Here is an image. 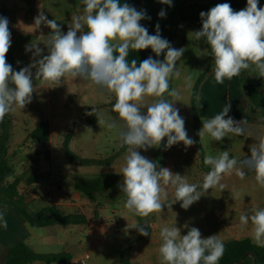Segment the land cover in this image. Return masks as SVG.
Instances as JSON below:
<instances>
[{"label": "clouds", "instance_id": "clouds-1", "mask_svg": "<svg viewBox=\"0 0 264 264\" xmlns=\"http://www.w3.org/2000/svg\"><path fill=\"white\" fill-rule=\"evenodd\" d=\"M159 2L172 5V0ZM83 4V13L72 17L66 32L57 20L48 19L42 9L39 11L34 17L35 28L44 25L50 31L46 40H32L25 46L26 52H32V63L19 71L7 62L11 31L8 19L0 16V121L32 102L37 80L56 87L67 77L87 80L116 98L112 112L117 118L107 126L117 129L121 147L127 148L119 173L123 178L119 187L129 212L145 218L161 212L165 204L171 208L176 202L188 209L200 199L202 192L217 185L223 188L220 181L225 174L231 175L235 170L243 179L244 168L254 171L256 183L264 188V137L258 138L250 147V155L239 161L230 158L228 151L216 156L206 155L204 163L211 170L202 185L190 184L182 175L167 167L158 168L155 161L140 154L138 149L160 148L165 138L166 149L178 143L185 147L194 143L188 137L184 118L175 107L180 93L170 89V80L179 79L181 75L176 62L181 59L184 48L177 49L163 38L158 24L156 34H149L140 23L150 19L145 10H137L120 0H83ZM258 5L259 0H247L246 7L236 11L229 3H220L200 13L202 28L193 33L197 40H206L211 48L212 72L217 83L238 76L242 70H251L264 78V7ZM158 15L163 18L166 13L161 10ZM148 48L156 57L163 54L164 59L149 56L139 65L136 59L128 61L130 50ZM190 81V76L185 77L186 86H191ZM230 107L228 104L214 118L203 120L198 132L200 140L207 135L218 142L229 134H244L245 121L238 122L228 116ZM169 185L175 190L171 203L167 202ZM249 222L254 242L264 247V208L254 207L250 214L240 216L241 225ZM132 228L140 235H149L142 225ZM160 236L162 264H218L224 252V244L216 235L205 238L196 227H191L184 235L176 226L164 227Z\"/></svg>", "mask_w": 264, "mask_h": 264}, {"label": "rangeland", "instance_id": "rangeland-1", "mask_svg": "<svg viewBox=\"0 0 264 264\" xmlns=\"http://www.w3.org/2000/svg\"><path fill=\"white\" fill-rule=\"evenodd\" d=\"M215 1L218 0H213V2ZM49 2L51 12L47 13V18L57 20L62 31L66 32L68 24L75 16V2L73 0H49ZM191 26L192 24L187 25L188 29ZM169 42L177 49L184 48L181 59L176 62V68L181 75L179 79L173 77L170 80V89H177L180 93V101L175 102V107L179 109L180 115L185 120L188 137L194 141L195 135H197L203 150L202 155L198 157L195 141L189 147H185L183 143H178L184 150V175L188 183L202 185L205 177L202 168L208 165H205L203 161L200 162L201 158L205 159L206 155L216 156L222 151H228L233 158L244 159L250 155V147L258 142V138L264 137V125H242L245 130L243 135L229 134V137H224L222 141L218 142L213 141L207 135L203 140H200L198 132L202 128L203 120L211 118L202 115L203 109L199 108V87L213 69L214 62L208 63L206 60V49L202 41L197 40L193 34L183 37L181 28L175 30V35ZM149 56H152L153 59H164L163 54L156 57L155 53H150L147 58ZM17 63L22 67L27 65L26 61L18 60ZM33 73H35V69ZM247 73L250 78L256 81L259 90L264 93V78L254 75L251 70H247ZM189 76L191 77L190 87L186 86L185 83V77ZM45 86H48L54 95L51 97L50 103L46 100V91L43 88ZM35 87L37 91L33 93L32 102L24 109L17 108L15 112L8 114L11 121L8 162L12 167V177L7 178L5 182L8 184L13 180L17 181L19 196L27 201L26 206L29 210L40 208L41 204L39 203L41 202L37 196L40 195L41 189L37 190V186L45 187L43 189L47 190V186L52 185L56 187V190L66 189L73 192L74 198L78 199L75 202H81L76 204V208L73 210L84 213L91 224L97 223L95 221L106 207L105 216L108 218L105 219V229L102 227L101 234L97 236H100L103 241L105 238L116 239V241L109 246L89 248L90 259L87 264H120L119 248L126 245L130 235L114 231L120 216L119 210L123 211L127 222L134 220L135 225L138 224L137 216L125 208V200L119 196L121 192L119 185L123 179L122 174L119 173L124 166V157L127 151L118 159H113L110 167H106V165L76 166L67 161L63 148L64 137L70 134L71 138L67 146L69 155L89 160H105L112 157L121 145L117 129H110L107 126L109 122L117 118V114L112 112V104L115 103L116 98L114 95L99 89L90 81L72 77H67L57 87L37 80ZM165 96L167 99H171V97H167V94ZM208 109L212 110V114L215 116L222 112L224 107L206 108L207 112ZM93 110L97 112V120L93 124H87L84 121V116ZM195 113L198 116L197 120L194 119ZM228 116L231 115L228 114ZM40 117L49 120V140L35 143L31 141L29 134L37 127ZM98 121H104V123L99 125ZM166 143L165 138L162 145L164 146ZM155 149L150 148L147 151L138 149V151L151 160ZM50 153L53 157L52 161H50ZM243 171L245 172L243 179L238 177L234 170L231 175L221 179L220 184L223 185V188L217 185L207 192H202L200 199L188 209L181 208L180 204L175 203L169 208L180 214L184 212L196 213L201 209L204 212L214 211L221 214L219 216L222 217L221 221L223 218H234L238 226L236 235L239 239L248 237L254 242L251 223L241 225L240 216L246 213L250 214V210L254 207L264 208V188L256 183L254 171L248 168H244ZM58 173L63 178L65 175L64 182L58 177ZM100 175L105 176L106 184L112 182L114 186L98 193L83 194L80 192L79 194L78 191L74 190L71 183V179H94ZM36 178L35 188H33L32 184ZM196 203L201 205V208H197ZM113 210L116 213L111 216ZM148 217L142 219L141 225L149 233L147 225L153 222V219L150 220ZM28 229L35 233L46 231V228L32 229L28 227ZM97 229L95 231L93 226V232H99V227ZM137 236L144 237L139 232L138 234L136 232L135 237ZM221 238L219 237V239ZM97 240L96 237L92 239L94 243ZM140 245V256L147 255V249L150 248L146 247L144 243ZM53 252L60 253L61 251Z\"/></svg>", "mask_w": 264, "mask_h": 264}, {"label": "crops", "instance_id": "crops-1", "mask_svg": "<svg viewBox=\"0 0 264 264\" xmlns=\"http://www.w3.org/2000/svg\"><path fill=\"white\" fill-rule=\"evenodd\" d=\"M73 1L76 4L75 16L81 15L85 7V5L83 4V0ZM120 2H126L131 6L135 7L137 10H145L147 16L150 17V19L142 20L141 24L146 27L148 29L149 34L152 35L156 34V26L158 24L160 34L163 38H165L171 32L172 26L174 24L177 25L175 30L181 28L183 37L188 34L194 35L193 32H195V27L191 26V28L188 29L185 22L178 24V16L180 14H187L188 12H199L200 7L202 5H206L210 2H213V0H172L171 6L162 4L159 2V0H120ZM49 3V0H0V5L5 8V14L6 18L9 21V29L11 31L12 38L11 48L6 56L7 62H9V64L12 65V62H15V64L19 68H22V66L18 65V60L24 62L26 61L27 65L32 63V52H26L25 46L28 45L32 40L43 41L47 39L46 35L49 33L50 29H48L44 25H41L39 29H36L34 25V17L38 15L41 9L47 16V13L51 12ZM222 3H229L234 10L239 11L246 7L247 0H225ZM258 6L264 7V0H259ZM161 10H164L166 13L165 17L163 18L158 15ZM175 30L173 36L175 35ZM41 34L43 35L40 36ZM40 46L43 47V45ZM206 60L208 61L207 51ZM211 62H214V58H212ZM27 65H24V67ZM13 69L16 70L14 67ZM43 88L46 91V100L50 103L52 101L51 97L54 96L53 92L48 86H45ZM228 104H230L231 106L228 114L231 115L230 117H232L235 121L239 122L244 120V126L261 124L257 116H251L246 113L247 99L241 92L238 76H235L232 79L225 78L223 83H217L214 78V74L211 70L199 87L198 105L200 109H203L202 115L214 118L212 110L208 109L209 111L207 112L206 108L214 109L216 107H226ZM7 119H9L8 115L5 116L3 121H0V127L4 124L5 120ZM40 119L46 120L49 126V120H47V118L45 119L44 117H40ZM48 140L49 133L46 141ZM125 152L119 154L116 158L118 159ZM65 155L69 163H72L76 166H81L80 164L72 162L66 153ZM197 156L200 157L198 155V152ZM52 158L53 157L50 153V161H52ZM193 159L195 160L196 158ZM237 160H242V158ZM184 162L185 161L183 147H181L179 144H176L171 148L167 149L164 147V154L162 158L161 167L169 168L173 173H178L182 175L186 180L184 175ZM200 162H202V159ZM111 165L112 163L106 165V167H110ZM203 174L206 175L205 173ZM58 175V177L64 182L65 175L64 178L59 173ZM226 176L227 174H225L222 178ZM104 177V175H100L99 177L94 179H71V183L74 187V190L78 191L79 194L80 192L83 194H87L76 189L75 184L80 181H98L100 186L99 192H102L106 188L114 186L112 182H107L108 184H106ZM36 180L37 178L33 181V188H35ZM37 188V190L41 189V191H39L40 195L37 196L40 200L39 202H41L39 204L41 205L40 208L36 210H40L41 208L47 205L53 204L59 207V209L63 213H74L75 211L73 209L76 208V204L81 203L78 201L75 202V200L78 199H75L73 196V192H70L69 190H56V187H54L53 185L47 186V190L43 189L45 187L37 186ZM166 191L168 193L167 202L171 203L174 200L175 190L171 185H169ZM22 199L24 200V198ZM26 203L27 201L24 200V204ZM175 204L181 205V202H176ZM196 207L201 208V205L196 203ZM36 210L31 209V211ZM105 210L106 207L99 214L97 221H95L97 223L94 224H91V222L84 213L78 212L84 215L86 219V222L84 224L67 226L55 225L50 227H44L43 229L46 228L45 232L35 233L34 231H30V229H28L29 226L27 227V225L22 222L21 218L11 207L0 205V215H2V218H0V264L4 263L8 249L19 240L24 242L34 253H39V255H50L53 253L55 254L56 252L53 251H61L60 253L56 254L62 253L69 255L70 260L63 264H75L84 255H87L88 258L85 260V264H87L88 260L90 259V253L88 250L89 248L109 246L110 244L116 241V239L109 240L106 238L105 241H103L100 236H97L101 234L102 227L103 229H105V219L108 218L105 216ZM115 213V210L111 211V216H114ZM118 213L120 216L118 217V222L115 225L116 229L114 231L129 234V239L135 238L136 232L138 234V230L136 228H132L135 225V221L133 220L127 222L122 210H119ZM219 216H221V214H218L217 212H204L203 209L199 210V212L196 213L184 212L183 214H180L176 211H172L168 207V205L165 204L161 212L153 213L151 217H148L150 220L153 219V222L147 225L149 235L136 240L131 245L129 253L130 261L135 264H162V260L159 254V247L162 243L160 231L164 227L176 226L181 230L182 235L187 234L188 229H190L191 227H196L200 230L202 236L205 238L211 235H216L218 239L219 237H222L220 240L225 239L226 241H228L239 239V237L236 235L238 226L236 224L235 219L223 218V221H221L222 217L220 218ZM142 219L144 218H141V221ZM93 226L95 227V231H97V227H99V232H93ZM94 237H96V239L98 238L96 243L92 241ZM251 242L253 241L251 240ZM143 243L146 247L150 249H147V255L140 256V244ZM119 249L121 250L122 247H120Z\"/></svg>", "mask_w": 264, "mask_h": 264}, {"label": "trees", "instance_id": "trees-1", "mask_svg": "<svg viewBox=\"0 0 264 264\" xmlns=\"http://www.w3.org/2000/svg\"><path fill=\"white\" fill-rule=\"evenodd\" d=\"M225 0H219L210 2L206 5L201 6L199 12H191L187 14H180L178 16V24L185 22L187 25L192 24L195 27V31H199L202 28V22L200 13L207 12L210 8L216 4H220ZM5 8L0 5V16L6 17ZM176 24L172 26L171 32L165 37L170 41L173 37ZM87 29L85 28V31ZM203 45L207 51L208 63L212 60V52L210 46H208L206 40L201 39ZM153 53L150 48L140 51L130 50L127 57L130 62L132 59L137 60L139 65L144 59L147 58V54ZM12 66L19 71V68L15 62H12ZM238 81L241 92L247 99L246 113L251 116H257L262 125H264V93H262L256 81L248 76L247 70H242L238 75ZM198 85V84H197ZM197 89V86H196ZM114 105V103H113ZM97 112L91 111L90 114L85 115V121L88 124L96 122ZM194 119L197 120L198 116L195 113ZM10 119L5 120L4 124L0 127V205L11 207L17 215L21 218L30 228H44L50 226H67V225H80L86 222L84 215L78 212L74 213H63L56 205H47L40 210L31 211L24 204L22 197L19 196L17 191V181L13 180L11 183L6 184V179L12 177V167L8 162V142L11 137L10 133ZM49 126L46 120L40 119L37 127L29 134L31 141L38 143L40 141H46L48 138ZM70 134L64 137L63 148L69 159L80 165H109L113 159L119 154L126 151V147H121L115 152L112 157L105 160H89L77 158L74 155H69L67 152V146L69 143ZM195 147L198 155H202L203 150L195 135L194 138ZM164 154V146L161 144L160 148H156L153 152L152 161H155L157 167H161L162 158ZM230 155V154H229ZM230 158L232 156L230 155ZM204 162V159L201 158ZM210 166H203V171L207 174L210 171ZM76 189L85 192L87 194L98 193L100 186L98 181H80L75 184ZM122 199H126L124 194L120 192L119 195ZM138 224L141 225V217H138ZM141 236L129 239L126 245L119 252V263L120 264H135L130 261L129 253L131 245ZM224 252L218 264L236 263L245 253L253 252V257L246 256L243 259L242 264H264V247L258 246L251 242L249 238L234 239L224 241ZM70 260V256L67 254H50V255H39L34 253L24 242H15L7 251L5 261L3 264H63ZM75 264H79L78 262Z\"/></svg>", "mask_w": 264, "mask_h": 264}, {"label": "water", "instance_id": "water-1", "mask_svg": "<svg viewBox=\"0 0 264 264\" xmlns=\"http://www.w3.org/2000/svg\"><path fill=\"white\" fill-rule=\"evenodd\" d=\"M254 253L251 252V253H245L238 262L236 263H228V264H242L243 263V259L246 257V256H249V257H253Z\"/></svg>", "mask_w": 264, "mask_h": 264}, {"label": "built area", "instance_id": "built-area-1", "mask_svg": "<svg viewBox=\"0 0 264 264\" xmlns=\"http://www.w3.org/2000/svg\"><path fill=\"white\" fill-rule=\"evenodd\" d=\"M88 258V256L87 255H84L79 261H78V263L79 264H85V260Z\"/></svg>", "mask_w": 264, "mask_h": 264}]
</instances>
